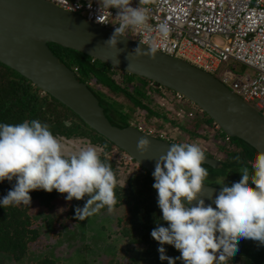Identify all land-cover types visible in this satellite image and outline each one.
I'll list each match as a JSON object with an SVG mask.
<instances>
[{
	"label": "clouds",
	"instance_id": "1",
	"mask_svg": "<svg viewBox=\"0 0 264 264\" xmlns=\"http://www.w3.org/2000/svg\"><path fill=\"white\" fill-rule=\"evenodd\" d=\"M155 2L139 0V6L134 7L132 0H99L98 23L107 24L104 10L117 9L118 26L104 43L121 52L118 44L130 31H153L145 5ZM52 3L58 6L56 0ZM88 6H92V0ZM156 30L164 39L170 35L167 22L158 24ZM142 43L148 46L147 50L137 46L136 56L155 60L162 51L155 39ZM71 69L75 72V67ZM69 124L65 121L66 126ZM150 148L147 137L138 140L141 154ZM102 153L103 148L93 145L72 150L50 131L47 123L39 120L0 124V182L15 181L0 205L5 208L31 205L30 192L42 189L66 193L68 201L87 197L83 207L75 208L79 221L103 208L112 212L118 203L115 189L119 181L111 164L102 160ZM235 159L240 161L239 156ZM206 162L205 151L197 143H172L167 153L156 159L153 187L157 190L161 219L168 226L158 224L151 236L159 242L160 259L168 264H176V259L183 264H226L239 251L242 239L264 244V151H257L251 167L240 168L242 178L238 182L228 186L217 181L222 187L215 197V207L206 205L204 199L209 176L203 166ZM164 245L174 246L180 256H167Z\"/></svg>",
	"mask_w": 264,
	"mask_h": 264
},
{
	"label": "trees",
	"instance_id": "2",
	"mask_svg": "<svg viewBox=\"0 0 264 264\" xmlns=\"http://www.w3.org/2000/svg\"><path fill=\"white\" fill-rule=\"evenodd\" d=\"M49 46L64 64L70 68H78L79 79L88 84L99 105L113 123L121 127L142 125L154 128L157 137H160V133H165L166 126L182 127L185 140L179 139V143L196 142L204 149L206 155L220 160L222 167L218 169L203 165L209 171L205 183L222 187L217 181L238 182L242 178L240 168L251 167L257 153L252 146L238 137H229L221 128H217L214 120L201 109L186 112L181 106L164 101L165 94H176L173 90L57 43L52 42ZM25 120L47 123L50 131L70 148L87 145L103 148L101 158L111 164L119 181L115 189L118 203L114 210H125L123 215L117 217L116 223L121 235L130 244L142 247V252H138L130 260V264H140L143 261L148 264H168L167 260L160 259L159 242L151 236V231L158 224L168 226V223L161 219L162 211L157 202V190L153 187V175L136 160H130L126 151L91 128L68 106L0 61V124L15 125ZM65 121L70 124L66 126ZM172 139L175 144L177 139ZM237 156L240 161L235 159ZM14 183L15 181L7 180L0 182V200L7 195ZM30 195L31 205L7 208L0 205V255L11 257L16 262L24 261L32 246L42 237L40 224L43 221L51 222L49 218L39 220L32 213L33 208L38 206L45 210L51 209L59 200V192L56 190L47 192L38 189L31 191ZM65 197H60L66 201L63 216L59 218L62 221L57 220L60 224H73V232L76 226L83 225L86 221L75 218V208L83 207L87 197L81 200L74 198L71 201ZM107 211V208H103L99 213ZM164 247L167 256H180L174 246ZM81 256L76 264H89L88 259ZM40 262L56 264V260L48 256H44ZM176 264H183V261L176 259ZM226 264H264V244L242 239L239 251L226 261Z\"/></svg>",
	"mask_w": 264,
	"mask_h": 264
},
{
	"label": "water",
	"instance_id": "3",
	"mask_svg": "<svg viewBox=\"0 0 264 264\" xmlns=\"http://www.w3.org/2000/svg\"><path fill=\"white\" fill-rule=\"evenodd\" d=\"M113 30L68 12L48 0H0V61L31 80L78 114L86 124L126 151L151 174L156 159L167 153L171 144L140 131L136 126L113 123L99 105L86 82L52 51L50 43L82 52L114 68L126 71L169 88L195 103L230 137H238L256 151H264V116L212 73L189 61L157 53L136 56L134 50L146 45L122 38L120 49L104 42ZM235 108V111H230ZM141 137L151 141L146 154L137 149ZM204 165L222 167L218 159L206 155ZM205 203L215 207L221 187L206 183ZM195 203V202H194Z\"/></svg>",
	"mask_w": 264,
	"mask_h": 264
},
{
	"label": "built area",
	"instance_id": "4",
	"mask_svg": "<svg viewBox=\"0 0 264 264\" xmlns=\"http://www.w3.org/2000/svg\"><path fill=\"white\" fill-rule=\"evenodd\" d=\"M56 3L107 29L114 31L118 26L115 8L110 12L104 10L103 18L107 24L96 21L97 15L101 14L99 0H92L91 7L89 0H56ZM132 6H139V0H132ZM145 7L153 31L132 30L127 37L138 42L155 39L162 49L160 52L185 59L214 74L264 115V0H156ZM163 22L170 27L167 39L156 30ZM232 62L241 63L254 73H237L227 67ZM74 70L77 72L78 68ZM175 95L179 100L185 99L179 93ZM136 127L157 137L154 128ZM217 128L220 127L217 125ZM157 138L173 143L166 133H160ZM129 159L133 158L129 155Z\"/></svg>",
	"mask_w": 264,
	"mask_h": 264
},
{
	"label": "rangeland",
	"instance_id": "5",
	"mask_svg": "<svg viewBox=\"0 0 264 264\" xmlns=\"http://www.w3.org/2000/svg\"><path fill=\"white\" fill-rule=\"evenodd\" d=\"M227 67L241 74L244 72L254 73L251 68L238 62H232ZM163 100L181 106L186 112L191 109L196 112L200 109L187 98L179 100L174 93L165 94ZM198 117L199 119L202 118L201 115ZM164 131L171 138L177 140L185 138L182 135V127L169 125L165 127ZM71 149L77 150L78 146ZM224 183L231 186L233 182ZM62 196H66V193H59V200L51 209L45 210L38 206L33 208L32 213L39 220L49 218L52 223H44L43 221L40 224L42 237L32 246L29 256L22 262H16L11 257L0 255V264H43L40 260L44 256L54 258L56 264H76L80 255L87 258L89 264H130V260L138 252H142V247L140 248L137 244H130L120 233L116 219L124 214V208L93 215L87 218L83 225L76 226L73 233L71 232L73 224H60L59 222L61 220L59 218L63 216L62 211L66 203L60 199ZM140 264L148 263L143 261Z\"/></svg>",
	"mask_w": 264,
	"mask_h": 264
},
{
	"label": "bare ground",
	"instance_id": "6",
	"mask_svg": "<svg viewBox=\"0 0 264 264\" xmlns=\"http://www.w3.org/2000/svg\"><path fill=\"white\" fill-rule=\"evenodd\" d=\"M264 116V115H263Z\"/></svg>",
	"mask_w": 264,
	"mask_h": 264
}]
</instances>
